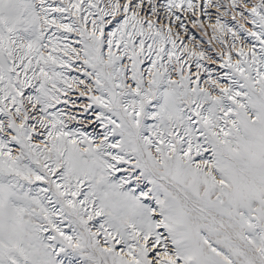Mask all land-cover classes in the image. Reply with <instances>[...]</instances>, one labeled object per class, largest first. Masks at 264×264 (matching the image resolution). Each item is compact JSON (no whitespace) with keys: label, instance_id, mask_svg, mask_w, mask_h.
<instances>
[{"label":"snow or ice","instance_id":"1","mask_svg":"<svg viewBox=\"0 0 264 264\" xmlns=\"http://www.w3.org/2000/svg\"><path fill=\"white\" fill-rule=\"evenodd\" d=\"M0 264H264V0H0Z\"/></svg>","mask_w":264,"mask_h":264}]
</instances>
